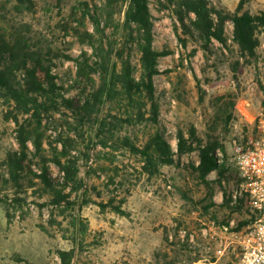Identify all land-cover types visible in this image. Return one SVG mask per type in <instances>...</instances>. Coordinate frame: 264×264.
Segmentation results:
<instances>
[{
	"label": "rangeland",
	"instance_id": "1",
	"mask_svg": "<svg viewBox=\"0 0 264 264\" xmlns=\"http://www.w3.org/2000/svg\"><path fill=\"white\" fill-rule=\"evenodd\" d=\"M36 1L37 13L30 14L28 21L46 34L54 33L63 42V48L69 49L66 53L73 57L82 49L90 51L61 28L79 27L71 18L73 13H81L83 1L101 7L104 0ZM184 2L149 0L154 22L153 48L162 54L158 58V74L153 78L158 119L172 145L175 164L163 167L161 175L152 180L144 175L137 179L132 166H139L135 158L117 152L119 173L126 179L125 187L131 189L121 206L123 212L106 204L115 197L113 203L119 205L125 193V187L114 191L112 185L106 186L112 172L89 173L100 147L90 153L91 160L81 159L78 163L83 183L72 194L71 206L49 204L51 198L43 193V184L38 180H34L37 184L32 188L14 191L18 200L8 191L10 199L0 201V264H238L237 254L245 248L251 223L239 232L231 231L248 217L232 213L230 206L224 204L227 197L231 200L238 185L233 179L218 182L216 171L209 172L206 178L216 204L210 211L217 213L218 218L213 221L212 214L200 209L201 205L209 204V191L203 184L197 185L189 166L199 165L200 149L214 145L221 166L226 163L233 171L237 169L236 147L252 134L263 105L256 56L241 54L231 18L223 25L225 41L212 37L208 49H204L205 43L197 34L185 30L178 20L183 15L185 26L191 27L195 18ZM209 2L220 16L264 13V0ZM214 17L219 19L217 15ZM86 26L93 30L90 22L86 21ZM261 29L256 33L260 44L257 57L264 40ZM129 55L135 75L139 76L140 54L133 46ZM55 63L54 71L62 79L65 74H74L72 60ZM179 132L184 133L185 139H192V150L180 158L176 139ZM47 133L53 139L52 127ZM12 146L18 147L14 124L4 123L0 112V159ZM29 146L34 151L31 143ZM45 147L48 148L47 144ZM40 166L39 158L35 159L33 171L40 173ZM49 167L53 178L61 182L57 166L49 163ZM2 172L5 173V168ZM181 192L201 204L194 207ZM223 221L230 225L222 228L218 222Z\"/></svg>",
	"mask_w": 264,
	"mask_h": 264
},
{
	"label": "trees",
	"instance_id": "2",
	"mask_svg": "<svg viewBox=\"0 0 264 264\" xmlns=\"http://www.w3.org/2000/svg\"><path fill=\"white\" fill-rule=\"evenodd\" d=\"M184 6L195 18L191 27L185 26L183 15L178 20L185 30L197 34L205 43L204 49H208L212 37L225 41L223 25L231 18L241 54L257 59L256 49L260 44L256 33L258 29L264 30V13L220 16L209 0H185ZM81 8V13H73L71 18L79 27L61 28L90 49H82L73 57L66 53L69 49L63 48V42L54 33L46 34L28 21L30 14L37 13L36 0H0V112L4 123L14 124L18 146L10 147L0 159V201L10 199L9 192L18 200L14 191L32 188L37 184L34 180H38L43 184V193L51 198L49 204L73 205L71 196L83 183L78 163L81 159L91 160L90 153L99 147L101 151L96 153L95 166L89 173L111 171L106 186L112 185L114 191L127 185L115 161L117 152L135 158L139 166H132L137 179L144 175L152 180L161 175L163 167L175 164L172 145L158 119L153 78L158 74L157 63L162 54L153 48L154 22L149 0H104L101 7L83 1ZM86 21L92 25V31ZM133 46L140 54L139 76L135 75L129 55ZM68 60L75 63V72L65 74L62 79L54 71L55 62ZM51 127L53 139L47 133ZM176 139L180 158L192 150V139H185L183 132ZM200 150L199 165L189 166L198 186L203 184L209 191L206 177L214 170L218 182L233 179L238 185L237 169L233 171L226 163L221 166L214 145ZM38 158L42 163L40 173L32 169ZM49 163L57 166L61 182L53 178ZM116 177L120 179L116 181ZM123 190L119 205L113 203L115 197L106 203L117 212H123L121 206L130 195V187ZM181 194L194 207L201 204L187 197L186 192ZM207 197L209 204L201 205L200 209L217 221V213L210 211L216 205L211 191ZM224 204L230 206L232 213L240 212L248 217L231 231L239 232L256 220L244 198L233 203L227 197ZM218 224L223 228L230 222Z\"/></svg>",
	"mask_w": 264,
	"mask_h": 264
},
{
	"label": "built area",
	"instance_id": "3",
	"mask_svg": "<svg viewBox=\"0 0 264 264\" xmlns=\"http://www.w3.org/2000/svg\"><path fill=\"white\" fill-rule=\"evenodd\" d=\"M256 74L264 100V40L256 59ZM236 152L239 183L232 194V202L244 198L256 214L244 241L245 248L237 254L238 264H264V103L256 116L252 134L237 145Z\"/></svg>",
	"mask_w": 264,
	"mask_h": 264
}]
</instances>
